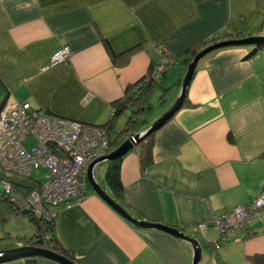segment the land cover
<instances>
[{
    "label": "crops",
    "instance_id": "1",
    "mask_svg": "<svg viewBox=\"0 0 264 264\" xmlns=\"http://www.w3.org/2000/svg\"><path fill=\"white\" fill-rule=\"evenodd\" d=\"M256 36H264V0H0V109L6 100L28 102L52 117L101 127L127 88L160 61L156 46L179 56L212 38ZM64 46L71 59L51 66ZM253 49L207 56L183 106L154 133L149 165L137 149L121 164L118 203L132 216L192 236L193 228L207 226L198 238L206 246L200 264H254L251 257H264V215L213 247L219 238L213 215L249 206L264 191V50L247 58ZM187 68L184 60L168 70L132 134L177 102ZM154 92H167L155 107ZM126 113L112 138L125 129ZM86 186L55 219L57 239L79 264H192L187 242L134 227ZM34 233L25 215L12 216L0 223V251L29 245L14 234ZM28 261L57 264H4Z\"/></svg>",
    "mask_w": 264,
    "mask_h": 264
},
{
    "label": "built area",
    "instance_id": "2",
    "mask_svg": "<svg viewBox=\"0 0 264 264\" xmlns=\"http://www.w3.org/2000/svg\"><path fill=\"white\" fill-rule=\"evenodd\" d=\"M154 77L175 64V58L161 46ZM72 57L69 47L60 48L53 56L51 66L66 64ZM32 138L35 146L29 150L26 141ZM111 139L103 128L61 117H52L28 102L6 100L0 110V165L5 171L25 178L44 171L43 180L32 178L40 187L29 195L13 198L21 212L42 215L46 221L56 217V211L85 194L89 165L109 155ZM8 193L11 184L4 183ZM264 215V191L249 206L224 209L213 215V227L219 233L218 247L231 236L249 230L252 220ZM207 231L206 225L193 228L195 235Z\"/></svg>",
    "mask_w": 264,
    "mask_h": 264
},
{
    "label": "trees",
    "instance_id": "3",
    "mask_svg": "<svg viewBox=\"0 0 264 264\" xmlns=\"http://www.w3.org/2000/svg\"><path fill=\"white\" fill-rule=\"evenodd\" d=\"M219 40L220 39L212 38L211 40L202 42L198 46L188 50L187 52L179 56H174L175 64H173V66L169 67L165 72H163L160 79H156L153 75L159 66V62H158L155 65V67L149 71L148 75L145 76V78H143L136 85L127 88V90L125 91V96L115 104V109L112 118L104 126L100 127L107 131L111 139V149L113 151L116 150L119 146H121V144H123L126 141L127 137L133 135L132 134L133 130L141 123L142 116L147 112V110L150 107L149 104H150V97L152 92L160 87V81L167 74L168 70L180 65V63L184 60L186 66H188L191 63V61L194 59V57L202 49H205L206 47L212 44L218 43ZM262 50H264V45H261L257 48L254 47V49L249 53L247 58H251L255 56L258 52ZM166 93L167 92H165V95ZM4 103L2 104L1 107H3ZM127 111L130 112V117L127 121L125 129L119 132L116 138H112L113 135L112 132L116 120L120 116L124 115ZM153 135L154 134H152L149 138L141 142L136 148L141 156L142 164L149 165L150 162V158H148L150 157L149 149L152 145ZM143 152L146 153L145 156ZM123 158L115 161H109L103 163L96 171L97 179L100 180L99 183L101 184L102 188L112 199H114L117 202L122 198V192H123V187L121 182V164ZM37 177L38 176L36 175L32 176V178H37ZM32 178L21 177L12 172L5 171L0 165V183L3 184V187L5 185L4 184L5 182L11 184L12 187V191L10 193H8L4 187L3 194L2 196H0V223L2 225H5L12 216L25 215L29 219L30 223L33 225L35 229V233L30 238L16 237V238H12L13 240L24 241L29 245H35L41 248H47L57 253H60L63 256L73 261H76L72 253L69 250L63 248L61 242H59V240L57 239L54 233L56 217L52 221H46L44 217L38 213L28 212V211L21 212L19 210L18 205L13 202L12 199L15 198L17 195L26 196L29 195L32 191L39 189L40 187L39 183H37ZM57 212L58 210L56 211V213ZM198 236L199 235H196L195 237L198 238ZM5 239L9 240V238L7 237H5ZM213 247H215V249L218 250L220 246L216 247L215 244H213ZM263 258H264L263 256L262 257L255 256V257H251L250 260L254 264H260ZM28 264H34V262L28 261ZM218 264H224V263L219 262Z\"/></svg>",
    "mask_w": 264,
    "mask_h": 264
},
{
    "label": "water",
    "instance_id": "4",
    "mask_svg": "<svg viewBox=\"0 0 264 264\" xmlns=\"http://www.w3.org/2000/svg\"><path fill=\"white\" fill-rule=\"evenodd\" d=\"M264 45V36L248 37L242 39L226 40L212 44L205 49L201 50L188 65L187 72L185 74L181 93L177 102L160 118L158 119L150 128L146 131L139 132L127 137L126 141L121 144L116 150L111 152L109 155L101 157L93 161L87 169V181L92 186V191L97 194L107 205H109L114 211H116L121 217H123L127 222L132 224L136 228L140 229H151L161 231L174 236L180 240L187 242L193 250V262L192 264H200L203 257V251L206 246H203L200 240L192 235H187L178 228L155 224L147 222L145 220H139L132 216L123 206H121L117 201L112 199L102 188L101 184L96 177V168L101 164L115 161L123 158L133 150H135L138 145L149 138L152 134L157 132L161 127H163L183 106L184 101L187 97L190 84L196 74L199 64L210 54L231 47H259ZM37 260L46 259L53 261L57 264H79L77 261H73L60 253L47 248H41L35 245L22 246L10 250L0 251V264L9 263L17 260Z\"/></svg>",
    "mask_w": 264,
    "mask_h": 264
},
{
    "label": "rangeland",
    "instance_id": "5",
    "mask_svg": "<svg viewBox=\"0 0 264 264\" xmlns=\"http://www.w3.org/2000/svg\"><path fill=\"white\" fill-rule=\"evenodd\" d=\"M169 85V83H167L166 84V86L165 87H167ZM157 93H153V95L154 96H152V101H151V105H154V107H155V102H159V104H160V102L162 101V95H164L165 93L163 92V94L162 95H160V96H158V95H156ZM156 98H158V99H156ZM122 116H127V113H125L124 115H122ZM121 116V117H122ZM155 122H156V120H155ZM154 122V123H155ZM153 123V124H154ZM25 145L27 146V148L29 149V150H32L33 148H34V146H35V142H34V140L32 139V138H29L27 141H26V143H25ZM44 171H39L38 173H34V175H36V176H38L39 177V179L40 180H43L44 181V179H43V176H44ZM86 183H87V186H88V189L91 191V188H92V186L89 184V182L88 181H86ZM86 186V187H87ZM3 189H4V187H3V184L2 183H0V196H2V194H3ZM20 218H23V217H20ZM25 218V217H24ZM26 219V218H25ZM9 224H10V222H9ZM9 224H7V225H9ZM29 226H30V224H29ZM21 236H25L26 234H20ZM219 237V236H218ZM14 238H15V234H14ZM198 238H200V235L198 236ZM206 250V249H205Z\"/></svg>",
    "mask_w": 264,
    "mask_h": 264
}]
</instances>
